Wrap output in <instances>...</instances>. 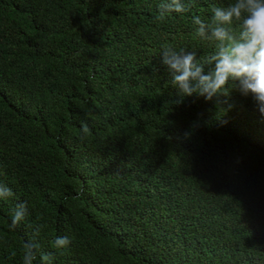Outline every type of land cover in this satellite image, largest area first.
Instances as JSON below:
<instances>
[{"label": "trees", "instance_id": "1", "mask_svg": "<svg viewBox=\"0 0 264 264\" xmlns=\"http://www.w3.org/2000/svg\"><path fill=\"white\" fill-rule=\"evenodd\" d=\"M232 2L0 0V264L36 225L53 264H264V117L236 89L178 103L160 56L213 55L192 17Z\"/></svg>", "mask_w": 264, "mask_h": 264}, {"label": "clouds", "instance_id": "2", "mask_svg": "<svg viewBox=\"0 0 264 264\" xmlns=\"http://www.w3.org/2000/svg\"><path fill=\"white\" fill-rule=\"evenodd\" d=\"M191 6L192 0H160L157 19L163 21L171 13H187ZM192 22L198 26L197 35L215 41L217 50L200 61L195 50L161 47V62L167 66L171 85L177 89V102L193 95L220 102L236 89L250 97L264 117V0H233L227 7H213L210 21L193 16ZM234 23L239 25L238 34L231 30ZM10 197H14L13 190L0 184V199ZM28 215L27 201L18 202L8 228L15 230ZM40 236V226H33L31 239L24 243L23 264H34L38 259L40 264H53V252L41 254ZM70 243L68 236H57L53 247L64 249Z\"/></svg>", "mask_w": 264, "mask_h": 264}]
</instances>
